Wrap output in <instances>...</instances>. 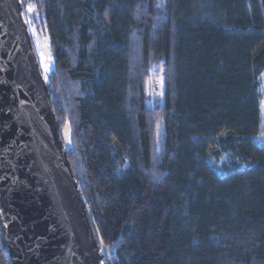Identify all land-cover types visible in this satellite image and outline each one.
Wrapping results in <instances>:
<instances>
[{"label": "trees", "instance_id": "trees-1", "mask_svg": "<svg viewBox=\"0 0 264 264\" xmlns=\"http://www.w3.org/2000/svg\"><path fill=\"white\" fill-rule=\"evenodd\" d=\"M159 1L20 0L101 264H264V0Z\"/></svg>", "mask_w": 264, "mask_h": 264}, {"label": "water", "instance_id": "water-1", "mask_svg": "<svg viewBox=\"0 0 264 264\" xmlns=\"http://www.w3.org/2000/svg\"><path fill=\"white\" fill-rule=\"evenodd\" d=\"M0 228L12 264H101L20 0H0Z\"/></svg>", "mask_w": 264, "mask_h": 264}, {"label": "rangeland", "instance_id": "rangeland-1", "mask_svg": "<svg viewBox=\"0 0 264 264\" xmlns=\"http://www.w3.org/2000/svg\"><path fill=\"white\" fill-rule=\"evenodd\" d=\"M160 2L161 0L159 1V5L162 4ZM162 8L163 6L160 9ZM33 28L30 29L32 43L36 48L37 56H38L39 62L41 63L40 65H42L43 68H46L47 64L49 66V62H46V58L48 59V56H47L48 44H47L46 38L41 33V31L38 30L37 28L36 29L35 28L33 29ZM154 79L155 80H153V77H152L151 81L149 82L148 98L150 99V101H152V103L159 104L162 99V84H161L162 82H161V79L158 77ZM260 92L262 95V102H264V74H262L260 78ZM262 112L264 115V103H262Z\"/></svg>", "mask_w": 264, "mask_h": 264}, {"label": "snow or ice", "instance_id": "snow-or-ice-1", "mask_svg": "<svg viewBox=\"0 0 264 264\" xmlns=\"http://www.w3.org/2000/svg\"><path fill=\"white\" fill-rule=\"evenodd\" d=\"M35 10V5L33 4H28L27 5V11L28 12H33ZM47 71V69H45ZM264 103V102H262ZM66 129H68L70 131V128L68 125H66ZM258 139L264 140V134H262L260 137H258ZM69 143H71V141L69 140Z\"/></svg>", "mask_w": 264, "mask_h": 264}, {"label": "bare ground", "instance_id": "bare-ground-1", "mask_svg": "<svg viewBox=\"0 0 264 264\" xmlns=\"http://www.w3.org/2000/svg\"><path fill=\"white\" fill-rule=\"evenodd\" d=\"M94 231V230H93ZM3 236V235H2ZM101 240V239H100ZM3 241H4V239H3ZM102 242V241H101ZM104 244V243H103ZM4 245H5V243H4ZM109 245V244H108Z\"/></svg>", "mask_w": 264, "mask_h": 264}]
</instances>
